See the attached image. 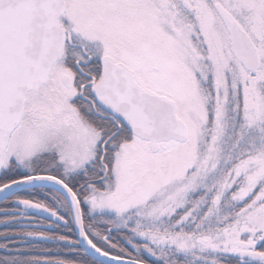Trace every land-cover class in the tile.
<instances>
[{
    "label": "snow or ice",
    "instance_id": "obj_1",
    "mask_svg": "<svg viewBox=\"0 0 264 264\" xmlns=\"http://www.w3.org/2000/svg\"><path fill=\"white\" fill-rule=\"evenodd\" d=\"M0 201V264H264V0H0Z\"/></svg>",
    "mask_w": 264,
    "mask_h": 264
},
{
    "label": "trees",
    "instance_id": "obj_2",
    "mask_svg": "<svg viewBox=\"0 0 264 264\" xmlns=\"http://www.w3.org/2000/svg\"><path fill=\"white\" fill-rule=\"evenodd\" d=\"M39 199H44V197L41 196V197H39ZM14 207H15V205L12 203L5 204L4 202H0V213H2V210L5 208L11 210ZM0 218H2V216H0ZM0 230H2V229H0ZM48 247H53V246L48 245ZM0 254H2V253H0ZM52 254L53 255H60L63 257L64 256V250H59V251L54 250Z\"/></svg>",
    "mask_w": 264,
    "mask_h": 264
},
{
    "label": "water",
    "instance_id": "obj_3",
    "mask_svg": "<svg viewBox=\"0 0 264 264\" xmlns=\"http://www.w3.org/2000/svg\"><path fill=\"white\" fill-rule=\"evenodd\" d=\"M0 202H2V201H0Z\"/></svg>",
    "mask_w": 264,
    "mask_h": 264
}]
</instances>
